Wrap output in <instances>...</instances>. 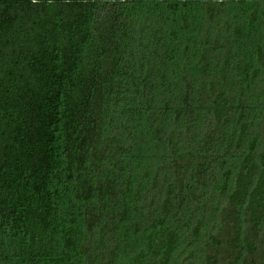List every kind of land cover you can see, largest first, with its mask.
I'll list each match as a JSON object with an SVG mask.
<instances>
[{
  "label": "trees",
  "instance_id": "16d2710c",
  "mask_svg": "<svg viewBox=\"0 0 264 264\" xmlns=\"http://www.w3.org/2000/svg\"><path fill=\"white\" fill-rule=\"evenodd\" d=\"M0 264H264V0H0Z\"/></svg>",
  "mask_w": 264,
  "mask_h": 264
}]
</instances>
